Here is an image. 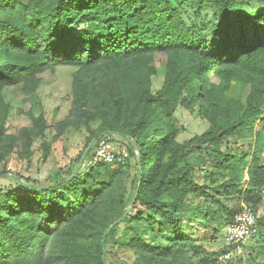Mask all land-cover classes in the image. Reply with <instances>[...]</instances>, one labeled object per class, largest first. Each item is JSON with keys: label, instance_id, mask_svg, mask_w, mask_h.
<instances>
[{"label": "trees", "instance_id": "trees-1", "mask_svg": "<svg viewBox=\"0 0 264 264\" xmlns=\"http://www.w3.org/2000/svg\"><path fill=\"white\" fill-rule=\"evenodd\" d=\"M197 1L209 5L219 20L209 45L204 40L192 42L189 27L171 0H0V158L13 149L12 137L5 130L10 107L2 93L7 88L17 86L35 98L40 75L60 66L76 67L81 72L125 64L137 78L135 105L143 109L141 117L124 127L109 124L108 132L117 130L126 135L131 140L130 153L137 150L133 203L146 208L148 225L156 226L155 237L160 235L163 240L153 243L123 235L113 241L134 249L141 264H209L206 257L194 262L181 254L173 258L175 263L170 257L178 246L189 244L195 249L182 232L199 212L211 224H228L245 205L257 216L255 233L264 236V206L258 213L264 200V165L259 157L264 141V0ZM155 53L165 54L166 63L162 87L152 94L149 77L156 70L151 64ZM210 75L220 78V84L209 86ZM241 77L250 79L245 107L220 130L208 129L179 142L177 128L162 123V118L170 116V108L177 105L197 107L204 119L214 123L223 114L216 94L232 78ZM129 96L127 92L114 95L117 110L129 103ZM30 118L42 131L43 114ZM153 118L156 129H151ZM256 121L263 122L260 131H253ZM251 134L255 138L251 154L248 149L223 147L225 139L236 143V139ZM195 145L211 147L206 158L212 170L227 173L228 178L221 183L212 181L214 193L193 179L187 148ZM84 166L86 175L77 173L44 189L23 186L11 176L22 191L0 192V264H28L40 258L50 235L43 226L71 218L87 207L117 173L109 166L124 165ZM196 192L220 204L223 213L188 206L186 195ZM220 194L234 196L237 207L222 205ZM130 214L121 211L113 219ZM105 229L99 233L94 253L88 256L78 251L75 237L68 235L61 244L65 264H105ZM194 252L199 253V249Z\"/></svg>", "mask_w": 264, "mask_h": 264}, {"label": "rangeland", "instance_id": "rangeland-1", "mask_svg": "<svg viewBox=\"0 0 264 264\" xmlns=\"http://www.w3.org/2000/svg\"><path fill=\"white\" fill-rule=\"evenodd\" d=\"M171 1L185 19L192 42L204 40L209 45L213 31L219 25L213 9L207 4H199L197 0ZM20 2L26 3L27 0ZM165 63V54H154L151 64L156 70L149 77V91L152 94H156L162 87ZM40 76L41 85L36 90L35 98L24 94L17 86L9 87L2 93L4 102L10 107L5 119V130L12 137L13 149L0 158V192L22 191L12 179L11 176L14 175L19 176L25 183L38 186L56 184L70 178L78 164L80 152L87 140L96 133L107 132L113 145L128 147L131 140L123 134L112 133L117 130L108 132V125H130L143 113V109L135 105L137 90L134 86H137V78L130 75L125 64L81 72H78L76 67L60 66L54 72L45 71ZM249 83V78H232L227 87L223 88L218 96L216 94L223 114L218 115L214 123L204 119L197 107L185 108L181 105L170 108V116L162 118V123L177 128L176 140L179 142L201 135L208 129L218 131L243 111L250 90ZM211 84L219 85L220 78L210 75L209 86ZM124 92L130 95L129 103L123 104L119 111L113 101L114 95ZM184 94L182 93V96ZM39 113H42L45 119L42 131L39 130L38 123L30 118ZM156 122L155 118L151 119V129H156ZM262 123L254 122L253 131H260ZM262 133L264 135V131ZM236 140L237 142L233 143L232 139H225L223 147L234 151L239 148L244 149L242 151L248 149L250 154L253 153L254 134L246 139ZM210 148L208 145L188 147L187 159L192 163L193 179L200 185L209 187V192L214 193L212 181L221 183L228 176L225 171L216 173L212 170L206 158ZM260 148L259 157L264 165V141ZM134 163V160L130 159L124 166H109L117 170V173L105 183L94 201L71 218L55 224H45L43 227L50 235L43 255L28 264H65L61 244L68 235L75 237L78 251L82 255H91L95 251L99 233L105 228L107 229L104 230L102 238L104 237L108 264H141L134 249L122 242L113 243L123 235L139 236L153 243L163 242L160 235L155 237V234H158L157 227L148 225L146 208L138 202L133 203L137 170ZM100 172L103 173L104 169L100 168ZM78 173L80 177L88 173L84 164ZM241 186L245 187L243 181ZM218 196L225 207H237L234 196ZM185 202L191 208L197 206L205 210L210 207L220 215L224 209L201 192L189 193ZM263 206L264 200L258 208V213H261ZM2 211L0 209V213ZM121 211L131 213L130 217L113 219V216ZM226 225L227 222L211 224L203 217L202 212H199L187 221L182 232L190 237L189 243L199 249V253H195V249L189 248L188 244L171 250L170 257L178 259L182 254L194 262L206 257L209 264H220V255L230 251L228 264H264V236L254 233L245 242L241 252H237L228 243L225 235ZM173 262L176 260L173 259Z\"/></svg>", "mask_w": 264, "mask_h": 264}, {"label": "built area", "instance_id": "built-area-1", "mask_svg": "<svg viewBox=\"0 0 264 264\" xmlns=\"http://www.w3.org/2000/svg\"><path fill=\"white\" fill-rule=\"evenodd\" d=\"M137 150L132 149L130 153L126 146H115L111 143L107 134L97 139L91 151L84 159V165L93 166L96 164L125 165L130 159L135 160ZM257 216L247 206L243 205L242 210L234 217L233 222L228 223L225 235L229 245L237 252H241L245 242L256 232ZM230 251H225L219 257L220 264H228Z\"/></svg>", "mask_w": 264, "mask_h": 264}, {"label": "water", "instance_id": "water-1", "mask_svg": "<svg viewBox=\"0 0 264 264\" xmlns=\"http://www.w3.org/2000/svg\"><path fill=\"white\" fill-rule=\"evenodd\" d=\"M112 133L122 134V133H120L118 131H112ZM105 134H107V132L100 133L97 136L93 137L91 139V141L84 147V149L81 152V155H80L78 164H77V166H76L73 174L71 175V177L75 176L78 173L79 169L83 166L85 157L87 156V154L89 153V151L91 150V148L93 147V145L95 144V142L97 141V139L99 137H101V136H104ZM124 136H126V135H124ZM138 173L140 174V167L139 166H138ZM14 176L19 181V183L21 185H23V186H27V187L32 188V189H44V188H47V186H38V185H31V184L25 183L24 181L18 179L17 178V175H14ZM140 182H141V179L139 177L138 178V187L140 185ZM136 195H137V193L135 194V197H136ZM102 244H103V252L106 253L105 247H104V237L102 238ZM104 261H105V264H108V260H107L106 257H104Z\"/></svg>", "mask_w": 264, "mask_h": 264}, {"label": "crops", "instance_id": "crops-1", "mask_svg": "<svg viewBox=\"0 0 264 264\" xmlns=\"http://www.w3.org/2000/svg\"><path fill=\"white\" fill-rule=\"evenodd\" d=\"M41 85V84H40ZM38 88H39V86H38ZM38 88L36 89V90H38Z\"/></svg>", "mask_w": 264, "mask_h": 264}]
</instances>
